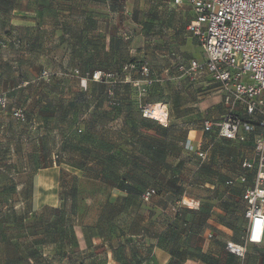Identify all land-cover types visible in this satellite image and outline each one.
<instances>
[{"label":"rangeland","instance_id":"rangeland-1","mask_svg":"<svg viewBox=\"0 0 264 264\" xmlns=\"http://www.w3.org/2000/svg\"><path fill=\"white\" fill-rule=\"evenodd\" d=\"M2 26L0 55L4 60L0 67L13 77L8 78L10 85L18 70L25 76H30V71H38L39 77L33 78L35 96L48 101L49 106L41 109L40 104L28 102L30 93H25L24 89L23 93L10 91L5 98L2 97L5 109L0 111V264H156L154 248L158 245L155 244L158 237L162 247H176L183 255L201 253L206 257V264L215 261L223 264L225 243L228 240L241 242L246 229L239 196L233 200V190L229 191L225 183L239 176V160L250 154L252 140L228 142L205 137L202 133L203 115L199 103L208 97H215L218 104L222 103L219 92L206 97L207 90L216 86L211 78L203 74L194 81V100L185 93L184 87H191L189 82L170 75L167 80V76L159 72L162 59L152 56L151 61H147L154 72L149 77L151 82L142 83L141 88L132 85L129 91L122 87L120 108H113L106 99L108 106L98 109L88 95L81 99L92 103L91 106L85 102L70 106L72 97H75L72 94L74 88L85 85L80 76L82 68H88L90 63L76 61L69 51L68 25ZM192 52L199 62L206 60L197 43ZM134 80L144 79L136 77ZM91 84L88 82L86 88ZM63 85L73 89L62 90ZM106 85L112 87L110 83ZM175 86L181 88L178 92L184 93L181 96L184 105L195 104L189 110L188 125L182 128V139L185 136L188 139L190 129L193 130L191 135L196 143L201 138V148L208 150V157L202 161L183 151L174 141V130H170L167 156L162 161L155 160L161 166L163 164L168 178H173L174 168L178 170L175 180L183 193L181 198H175L160 189L149 202H145L141 198L143 190L126 193L116 188V184L124 182L132 168L140 174L139 179L152 183L151 177L142 175L147 167L156 163L151 158L150 144L154 143L153 139H161L170 124L146 122L137 103L148 105L162 100L167 105L168 97L174 95L171 88ZM16 102L20 103L17 109L14 108ZM18 127L24 136L20 147L25 151L21 155L15 150V140L20 137L15 133ZM36 127L43 135L48 130L49 140L54 141V156H59L55 162L54 157L40 158L28 154L33 144L37 147V143L30 139ZM176 132L178 138L179 132ZM91 138L96 142H91ZM116 138L120 140L119 152L110 154L111 147L107 142ZM134 139L141 142L137 147V162L132 158ZM84 144L99 152L87 156L82 152ZM41 167L51 169L41 177L38 190L33 188L32 181L34 172ZM137 185L141 188L142 182ZM235 187L241 189L238 183ZM34 196H42L45 205L54 206L53 218L48 216L46 209L45 214L29 217ZM175 199L186 210L190 229L187 233L179 229L178 237L172 241L173 228L179 225L169 210ZM184 199L196 203L189 208L183 204ZM15 213L21 214V221L15 219ZM205 215L210 219L204 221ZM95 219H98V229L105 236V244L100 250L84 255L76 247L70 227L83 222L90 228ZM224 223L232 224L233 229Z\"/></svg>","mask_w":264,"mask_h":264},{"label":"crops","instance_id":"crops-1","mask_svg":"<svg viewBox=\"0 0 264 264\" xmlns=\"http://www.w3.org/2000/svg\"><path fill=\"white\" fill-rule=\"evenodd\" d=\"M193 18L194 14L187 5L177 6L174 0H0V26L68 25L66 27V34L70 36L67 43L69 51L75 56L74 59L76 61H89L90 63L88 68H82L80 76L84 79L85 85L79 84L74 88L72 94L75 97H72L73 99L70 106H75L72 104L77 102H85L91 106L92 103L81 99L85 95H88L89 98L93 99V104L98 109H103L108 106L105 96L107 90L105 89L106 91H104V87L101 83L90 79L92 72L112 73L114 78L118 79L116 94L117 97L120 98L122 87L126 84H131L132 81L134 82L136 77L135 74L130 76L126 72H123V67L128 63L140 59L151 61L152 56L160 57L163 65L159 72L167 76V80H169V75L174 78L177 73V62L197 60L192 52V47L196 45V42L187 31V26ZM89 25L94 26L91 27ZM32 45L37 47V44L33 42ZM3 58L4 57L0 55V62L4 60ZM9 77L13 78L9 71L0 67V99L5 98L4 96L10 91L23 93L24 89L25 93H30L28 102L37 105L40 104L41 109H48L49 102L39 100V97L35 96L36 90L35 86H33L35 82L33 78L39 77L38 71H30V76H25L22 71L18 70V72H15L12 85H10L8 81ZM210 80L216 86L207 90L208 95L206 97H208L210 93L211 95L213 93V95H215L216 92H219V85L212 81V79ZM87 81L92 84L86 88ZM62 87V90L66 91L73 89V87H68L67 85H63ZM171 89L174 95H170V98L168 97L167 105L162 100L154 101L152 105L163 104L169 111L170 116L168 118V125L170 124L171 130H174L175 143H178L179 147L182 149V128L191 113L184 117H178L176 116L175 110L192 108L195 104L191 105L190 103L185 106L182 105L180 97L184 93L178 92V89L181 88L175 86ZM184 89H186V94L196 100L193 87H184ZM217 102V98L208 97L199 103V108L203 113V119L217 120L223 115L226 108L222 103L218 104ZM139 104L140 101H138L137 105ZM211 104L215 105L210 107ZM19 105L20 103L16 102L14 108L17 109ZM2 109H5V107L0 104V111ZM238 111L243 113L242 109ZM4 114H6V112H4ZM112 122L111 119V125H113ZM146 122L151 123V121ZM36 126L39 125L36 124ZM177 130L179 132L178 138ZM190 131L191 133L188 139L196 143L194 137L191 135L194 131L191 129ZM33 132L30 139L37 143V147L33 144L28 154L40 158L54 157V141L49 140L48 130H46L45 135H43V133L40 134L37 127ZM15 133L20 134V137H17L15 140V150L21 155L25 151L23 147H20L24 140L21 127H18V129L15 128ZM94 140L95 139L92 138L90 139L91 142L95 143L96 141ZM169 140V137L166 139L162 136L158 142L162 141V144H164ZM200 140L201 138L199 141ZM85 141L87 143V139ZM136 141L137 139H134L133 144H135ZM99 143H102V140H100ZM119 143L120 140L117 138L114 141L107 142L111 147L110 154H118ZM87 145L82 149V152L87 156L90 154L94 156V153L97 151L99 152L98 149L95 150ZM166 152L165 150L160 155L165 157ZM133 153L136 155L137 151ZM249 153V155H246L247 157L251 156L252 149ZM50 169L49 167H41L34 172L32 181L34 189L38 188V190H40L41 177ZM142 174L152 179V183L151 181L146 182V187H155L158 189L164 186L165 179L167 178V170L158 162L152 167H147ZM134 175L137 176V174L130 172L129 176ZM175 176L177 177L178 173H176ZM127 183L133 185L134 181L128 180ZM53 208V205H45V200L42 196H34L30 205L29 217L45 214L43 212L44 209H46L45 212L48 216L52 215L53 218ZM15 219L21 221V214L15 213ZM97 220L95 219V221H93L94 223L89 225L90 228L83 222L72 226L73 232L71 233L76 237L74 243L76 247L78 246L77 248L80 252H86L88 246L92 248L91 252H93V250L96 252L101 249L100 247L104 246L102 244V237L99 238ZM155 242V244H158L154 248V253L155 255L157 254L154 257L156 264L172 263V260L175 259L173 252L160 246L159 237L155 238ZM228 242H231V240H228ZM222 259L223 264H235V262L238 264H264V244L261 246H248L245 261L232 256L224 247ZM205 262L206 257L202 255L198 257H187L183 260L182 264H206ZM215 263L217 264L219 261L214 262V264Z\"/></svg>","mask_w":264,"mask_h":264},{"label":"built area","instance_id":"built-area-1","mask_svg":"<svg viewBox=\"0 0 264 264\" xmlns=\"http://www.w3.org/2000/svg\"><path fill=\"white\" fill-rule=\"evenodd\" d=\"M174 3L192 10L194 18L187 31L206 57L204 62H180L178 74L192 81L207 74L219 85L226 108L219 119L203 123V133L213 132L218 138L240 142L253 137L252 154L241 164L243 172L227 182L228 187L236 183L245 185L241 195L247 222L244 244L228 242L226 246L228 252L244 259L249 245L264 244V0H174ZM132 69L134 66L125 68ZM140 75L144 80L133 82L134 87L141 88L142 83L151 82L147 64L141 67ZM103 76L96 72L93 80L99 82ZM0 104L5 107V100L0 99ZM159 105L165 113L164 122L155 117V105L140 103L139 108L143 118L167 126V109ZM201 145L202 140L193 143L188 139L186 150L204 161L208 150ZM153 195L155 191L150 190L143 198L149 201ZM181 206V202L177 203L173 211L177 213Z\"/></svg>","mask_w":264,"mask_h":264},{"label":"trees","instance_id":"trees-1","mask_svg":"<svg viewBox=\"0 0 264 264\" xmlns=\"http://www.w3.org/2000/svg\"><path fill=\"white\" fill-rule=\"evenodd\" d=\"M180 62H177L176 63V70H177V73H176V77L175 78H181L180 76H179V74H178V68H177V66H178V64H179ZM148 65V62L147 61H144V60H142V61H139V60H135V61H133V62H131V63H128L127 65H125L124 67H123V72H126L128 75H132V74H135L136 75V77H138V78H141V75H140V71H141V67L143 66V65ZM130 66H134V69H132V70H129V71H126L125 70V68L126 67H130ZM149 66V65H148ZM150 68V76L152 75L153 76V74H154V72H153V70H152V68L151 67H149ZM94 73H96V72H92L91 73V80H93V75H94ZM104 76L102 77V80L101 81H99L98 83H101V85L104 87V91H106L105 93V96H106V98L107 99H109V105H111L113 108H115V109H118V108H120L121 106H122V102L120 101V99L117 97V84H118V79L117 78H114V76H113V74L112 73H108V72H101ZM135 77V78H136ZM188 82H189V86H191V87H193V85H194V81L195 80H190V79H187V78H185ZM132 80V79H131ZM94 81V80H93ZM135 81V80H134ZM108 83H110V85H112V87H109V86H107L106 84H108ZM130 83H131V81H130ZM132 85H133V81H132V83H131ZM131 84H126L124 87H126L127 88V90L129 91V90H131L130 88H131ZM109 87V88H108ZM106 89V90H105ZM181 98V97H180ZM180 101L182 102V98L180 99ZM140 105V104H139ZM182 105H184L183 103H182ZM185 106V105H184ZM131 107V106H130ZM177 108H179V107H177ZM139 110H140V108H139ZM189 110H190V108H183V109H176L175 110V113H176V116H178V117H184V116H186L187 114H189L190 112H189ZM141 112V111H140ZM200 113L203 115V113H202V111L200 110ZM201 119H202V129H203V123L206 121L205 119H203V116H201ZM143 120H145V121H154V120H150V119H145V118H143ZM154 122H156V121H154ZM188 124H186V122H185V125L184 126H187ZM170 130H171V128L169 127L168 129H164V135H163V137H165L166 139H167V137H168V132H170ZM204 136L205 137H208V138H211V139H221V140H225V141H228V142H238V141H231V140H226V139H223V138H218V136H217V134L216 133H213V132H211V133H204ZM151 139H153V138H151ZM252 140V150H253V137H249L246 141H248V140ZM187 136H185L184 137V139H183V147H182V149H183V151H185V152H187V153H190V154H193V155H195L196 156V154L194 153V152H190V151H188V150H186V142H187ZM159 140H156V139H153V144H150V148H151V155H152V160H154L155 162H156V160L155 159H159V160H163V158L164 157H162V155H160V154H162L163 153V151H167V149H166V145H167V142H165L164 144H162V141L161 142H158ZM245 142V141H244ZM133 144V143H132ZM139 144H141V142H140V140H137L136 141V143L135 144H133V146H134V148H135V150L134 151H138L137 150V147H138V145ZM165 149V150H164ZM133 151V152H134ZM167 156V152L165 153V157ZM58 158H59V156H58ZM132 158H133V161H135V162H137V154L136 155H134V153H132ZM245 158H247V156H242L241 158H240V160H239V164H240V174L243 172L242 171V166H241V164H242V161L245 159ZM162 163V162H161ZM133 164L135 165V163L133 162ZM163 165V164H162ZM131 173H135V174H137V176H129L130 175V173H129V175H128V177H127V179L124 181V182H122V183H119V182H117V184H116V186H117V188L119 189V190H121V191H123V192H126V193H135L137 190H143V192L141 193V198L143 199V201H145L144 200V195L148 192V191H150V190H154L155 191V195L158 193V190H165L166 191V193H171V194H173L174 195V197L175 198H181V195H182V189L180 188V185H178V183H177V181L175 180V178H177L175 175H176V173H178V170L176 169V168H174L173 170H172V174H171V176H173V178H171V177H167L166 179H165V182H164V186L162 187V188H155V187H146V181H142L141 179H139L140 178V174L138 173V171L137 170H135V168H132V170H131ZM239 174V175H240ZM143 175V174H142ZM179 175V174H178ZM128 180H132V181H134V184L133 185H129L128 183H127V181ZM139 181L140 182H142V185H141V188H137V184L139 183ZM227 182L228 181H226V188L229 190V191H232L233 190V194H232V199L234 200L237 196H239V203H241V205H242V207H243V218H244V204L242 203V201H241V195H242V193H243V191H244V189H245V185H242V184H240V183H238V184H240V186H241V189H236V185L234 186V187H228L227 186ZM155 195H153L151 198H150V200L155 196ZM149 200V201H150ZM149 201H145V202H149ZM178 202H180V201H178V199H175L174 200V202L173 203H171L170 204V206H169V210L170 211H172V213H173V215H174V217H175V219L178 221V223H179V225L178 226H176V227H174L173 228V230H174V233H172V235H171V239H172V241H174L177 237H178V231H179V229L181 230V231H184L185 233H187L188 232V230L190 229V223L186 220V210L184 209V208H182V207H180L179 208V210H178V212L176 213L175 211H173V209L177 206V203ZM230 214H233V212L232 211H228ZM178 214H180V216L178 215ZM210 219V216L209 215H205L204 216V218H203V220L204 221H207V220H209ZM244 220H245V218H244ZM245 222H246V220H245ZM224 225L226 226V227H228L229 229H233V225L232 224H228V223H224ZM246 227H247V222H246ZM70 233L71 232H73L72 231V227H70ZM99 230V229H98ZM245 231H246V229H245ZM72 234V233H71ZM244 235H245V232L243 233V236L241 237V242H239V243H237V242H234V241H231V242H233V243H235V244H239V245H242V244H244V241H243V237H244ZM99 238H101L102 237V244L104 245L105 244V236H104V234H103V232L102 231H100L99 230ZM73 239H74V241L76 240V237H75V235L73 236ZM159 242L161 243L162 241H161V239L159 238ZM159 243V244H160ZM227 243H228V241L225 243V248H226V246H227ZM250 246V245H249ZM254 246V245H253ZM78 247V246H77ZM164 248H166V247H164ZM166 249H168V250H170V251H172L173 252V256L175 257V259L174 260H172V263H170V264H182L183 263V260L185 259V258H189V257H195V256H202V254L201 253H194V252H190V253H185V255H183L182 253H179V252H181L180 250H178L176 247L174 248V247H170V248H166ZM91 250H92V248L90 247V246H88V248H87V251L86 252H83V254L84 255H88L90 252H91ZM82 253V252H81ZM229 254H231L230 252H229ZM232 256H234V257H236L237 259H241V258H239V257H237V256H235V255H233V254H231ZM246 256H247V253H246V255H245V257H244V259H242V261H245L246 260ZM150 258H152V257H150ZM149 258V259H150ZM145 262H148V260L147 261H145ZM153 262V261H152ZM214 262V261H213ZM215 262H217V261H215ZM142 264V263H141Z\"/></svg>","mask_w":264,"mask_h":264},{"label":"bare ground","instance_id":"bare-ground-1","mask_svg":"<svg viewBox=\"0 0 264 264\" xmlns=\"http://www.w3.org/2000/svg\"><path fill=\"white\" fill-rule=\"evenodd\" d=\"M154 112H155V117L157 118L158 121H162L164 122L165 120V113L162 111V106H160L159 104L155 105V108H154ZM196 201L192 202L191 203H188L185 199H184V203L187 204V205H190L192 206Z\"/></svg>","mask_w":264,"mask_h":264}]
</instances>
